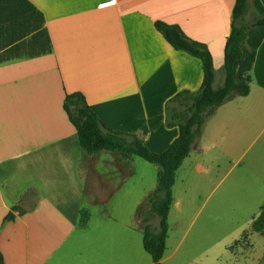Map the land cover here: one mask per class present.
<instances>
[{
    "label": "crops",
    "instance_id": "crops-1",
    "mask_svg": "<svg viewBox=\"0 0 264 264\" xmlns=\"http://www.w3.org/2000/svg\"><path fill=\"white\" fill-rule=\"evenodd\" d=\"M27 1L34 10L0 23V254L4 264H122L120 227L96 219L107 215L135 156L84 155L64 98L81 93L107 128L136 135L153 152L167 150L178 130L165 127L166 103L198 90L202 69L154 22L178 25L206 45L216 79L235 0ZM250 76L249 95L211 118L226 106L243 121L264 118V39ZM31 187L36 198L21 211ZM10 212L14 220L4 222Z\"/></svg>",
    "mask_w": 264,
    "mask_h": 264
},
{
    "label": "rangeland",
    "instance_id": "rangeland-1",
    "mask_svg": "<svg viewBox=\"0 0 264 264\" xmlns=\"http://www.w3.org/2000/svg\"><path fill=\"white\" fill-rule=\"evenodd\" d=\"M223 77L221 70L214 81L216 88ZM235 99L238 104L243 101ZM226 108L206 121L176 172L164 255L172 257L162 264H264V235L251 232L264 205V118L260 123L243 121L234 112L226 114ZM100 168L107 176L113 172ZM129 168L131 173L116 198L107 203V215L96 220L105 227L115 222L120 227L122 264H146L151 260L142 247L136 209L156 189L158 169L138 157H133ZM33 198L36 189H26L20 197L21 211L33 204L25 202ZM152 229H157L156 222ZM245 234L249 245L235 246L245 241Z\"/></svg>",
    "mask_w": 264,
    "mask_h": 264
},
{
    "label": "trees",
    "instance_id": "trees-1",
    "mask_svg": "<svg viewBox=\"0 0 264 264\" xmlns=\"http://www.w3.org/2000/svg\"><path fill=\"white\" fill-rule=\"evenodd\" d=\"M34 10L27 0H0V23L16 19ZM155 30L177 52L200 62L202 81L195 92L183 90L165 106V127L177 128L178 136L167 150L153 152L136 135L107 128L81 93L67 94L63 109L74 127L84 155L100 152L119 153L123 159L132 156L158 168L157 187L141 203L136 218L143 230V248L151 264H161L166 247L168 215L172 206V188L177 170L189 156L194 141L201 136L206 121L215 111L235 97H247L256 53L264 39V6L260 0H235L230 32L224 46L223 84L214 88L215 69L206 45L190 39L175 24L157 20ZM83 223L85 218H83ZM14 220L10 212L4 222ZM156 222L157 229H152ZM251 232L264 235V205L253 220ZM247 234L242 237L245 240ZM248 239L243 244L249 245ZM234 248V247H233ZM0 264H4L0 254ZM263 264V263H259Z\"/></svg>",
    "mask_w": 264,
    "mask_h": 264
}]
</instances>
